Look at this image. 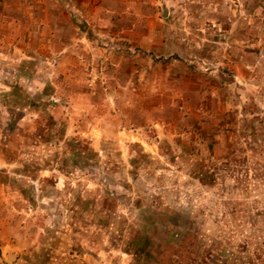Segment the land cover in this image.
<instances>
[{
    "label": "rangeland",
    "instance_id": "rangeland-1",
    "mask_svg": "<svg viewBox=\"0 0 264 264\" xmlns=\"http://www.w3.org/2000/svg\"><path fill=\"white\" fill-rule=\"evenodd\" d=\"M194 234L264 258V0H0V264Z\"/></svg>",
    "mask_w": 264,
    "mask_h": 264
},
{
    "label": "trees",
    "instance_id": "trees-1",
    "mask_svg": "<svg viewBox=\"0 0 264 264\" xmlns=\"http://www.w3.org/2000/svg\"><path fill=\"white\" fill-rule=\"evenodd\" d=\"M174 235L176 236L177 233L174 232ZM187 235V234H186ZM193 240L189 239L188 236H183V238H179L177 239L176 241L178 242V246H182V244L184 243V245H186V242L187 241V244L188 245H192V248L189 250V249H186L184 252H183V255L180 256L182 258H187V260L189 259L190 263H187V264H192V263H196V260L198 261L199 260V264H264V258H260V254L261 252L259 253H256L255 251L257 249H249V253L250 255L249 256H246V257H239V258H236V257H231V254L229 255H223V250H221V254L218 253V255L216 253H213L214 250H211V249H203V250H200L199 248H195V244H197V239L195 237V234L193 235ZM199 243V242H198ZM216 245V243H214ZM168 245V243H167ZM201 245V244H200ZM253 245H254V242H253ZM173 246V245H172ZM162 245L158 246L157 248H155L154 250H152V254L155 253V255H165V253L163 254V250L161 249ZM170 249L171 248V252H168L170 254L173 255L174 259L178 256H176V254L178 253V250L173 246L171 247V245L168 246ZM263 247V246H262ZM218 252H219V249H217ZM258 251V250H257ZM177 252V253H175ZM180 253V252H179ZM137 254V253H136ZM138 257V255H136ZM143 254H146L150 257L149 254H151V251L150 252H144ZM171 255V256H172ZM140 256V255H139ZM179 257V258H180ZM173 259V261H174Z\"/></svg>",
    "mask_w": 264,
    "mask_h": 264
},
{
    "label": "crops",
    "instance_id": "crops-1",
    "mask_svg": "<svg viewBox=\"0 0 264 264\" xmlns=\"http://www.w3.org/2000/svg\"><path fill=\"white\" fill-rule=\"evenodd\" d=\"M16 248V246H13L11 249V251L5 249V248H1L0 249V262L4 261V262H7V261H11L12 258H13V254H17V250H13V248ZM13 250V251H12Z\"/></svg>",
    "mask_w": 264,
    "mask_h": 264
}]
</instances>
